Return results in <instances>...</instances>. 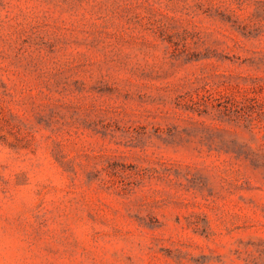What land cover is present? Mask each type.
I'll list each match as a JSON object with an SVG mask.
<instances>
[{"label": "rangeland", "instance_id": "374dc122", "mask_svg": "<svg viewBox=\"0 0 264 264\" xmlns=\"http://www.w3.org/2000/svg\"><path fill=\"white\" fill-rule=\"evenodd\" d=\"M0 264H264V0H0Z\"/></svg>", "mask_w": 264, "mask_h": 264}]
</instances>
